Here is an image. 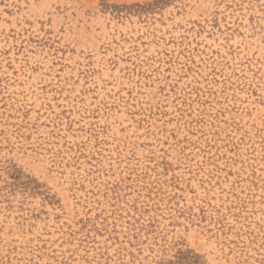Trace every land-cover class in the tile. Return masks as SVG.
<instances>
[{"label": "rangeland", "instance_id": "1", "mask_svg": "<svg viewBox=\"0 0 264 264\" xmlns=\"http://www.w3.org/2000/svg\"><path fill=\"white\" fill-rule=\"evenodd\" d=\"M154 1L0 0V264H264V0Z\"/></svg>", "mask_w": 264, "mask_h": 264}, {"label": "trees", "instance_id": "2", "mask_svg": "<svg viewBox=\"0 0 264 264\" xmlns=\"http://www.w3.org/2000/svg\"><path fill=\"white\" fill-rule=\"evenodd\" d=\"M158 1H160V0H156V1L152 2V3H148L147 5H155V3H157ZM139 6L141 7V5H139Z\"/></svg>", "mask_w": 264, "mask_h": 264}, {"label": "snow or ice", "instance_id": "3", "mask_svg": "<svg viewBox=\"0 0 264 264\" xmlns=\"http://www.w3.org/2000/svg\"><path fill=\"white\" fill-rule=\"evenodd\" d=\"M180 71H181V72L184 71L183 67H181ZM178 82H179V81H178ZM177 167H179V164L177 165Z\"/></svg>", "mask_w": 264, "mask_h": 264}]
</instances>
